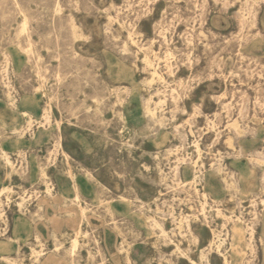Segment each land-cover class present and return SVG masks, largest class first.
<instances>
[{
    "label": "rangeland",
    "instance_id": "obj_1",
    "mask_svg": "<svg viewBox=\"0 0 264 264\" xmlns=\"http://www.w3.org/2000/svg\"><path fill=\"white\" fill-rule=\"evenodd\" d=\"M0 173V264H264V0H0Z\"/></svg>",
    "mask_w": 264,
    "mask_h": 264
},
{
    "label": "bare ground",
    "instance_id": "obj_2",
    "mask_svg": "<svg viewBox=\"0 0 264 264\" xmlns=\"http://www.w3.org/2000/svg\"><path fill=\"white\" fill-rule=\"evenodd\" d=\"M239 14V13H238ZM237 15V14H236ZM240 15H242V14H240ZM242 18H244V17H242ZM240 19H241V17H240ZM244 21V20H243ZM243 24H240L239 23V29L242 27V25H244V22H242ZM241 30V29H240ZM253 42H252V44H251V46H250V49L251 50H258L259 48H260V46H259V39L257 38V34H255L254 36H253ZM147 58V57H146ZM148 61V60H147ZM25 99V98H24ZM29 101V100H28ZM160 101V100H159ZM24 102H26V101H24ZM151 103H153V105L156 107L157 105H159L157 102H153L152 100H151V98H145V99H143V115H144V118H145V122H146V124L148 125V126H153L154 128H156L157 126H160V122L162 121H160V116L158 115V113L155 111V107H152L151 106ZM160 103V102H159ZM26 104H27V102H26ZM31 104V103H30ZM28 116H29V118H31V114L30 113H28V112H25ZM49 118V110L48 109H43V111H42V114H41V119H48ZM234 122V121H233ZM235 123H236V120H235ZM235 123H233V130H234V134L236 135V134H240L239 132H238V130H240V129H238L236 126H238V125H236ZM232 124V123H231ZM230 127H231V125H230ZM12 130V129H11ZM241 132V134L243 133L242 131H240ZM2 151L3 152H5L3 149H2ZM211 163V162H210ZM185 171H187V168H185ZM40 172L41 173H44L43 172V170H42V167L40 168ZM202 173L203 172H201L200 171V173H197V171L195 170V169H193V171H192V179L189 181V182H197V180L198 179H201V176H202ZM175 175L177 176V167L175 166ZM261 183L263 184L264 183V177L262 176L261 177ZM7 188V186H2V187H0V195L4 192V190ZM204 198L206 197V195H205V193H203V195H202ZM153 221H155V220H153ZM155 223H157V222H154V226H157L158 225V223L155 225ZM161 223V222H160ZM158 227L162 230L163 228L162 227H160V225H158ZM158 227H156V228H158ZM162 232H164L163 230L160 232V233H162ZM163 234V233H162ZM164 235V234H163ZM211 242H212V240L210 241V244H211ZM36 252V254H37V257L39 256H41V250H39V251H35ZM193 262V261H192ZM194 263V262H193ZM224 263L225 264H228V262L225 260L224 261Z\"/></svg>",
    "mask_w": 264,
    "mask_h": 264
},
{
    "label": "crops",
    "instance_id": "obj_3",
    "mask_svg": "<svg viewBox=\"0 0 264 264\" xmlns=\"http://www.w3.org/2000/svg\"><path fill=\"white\" fill-rule=\"evenodd\" d=\"M3 143H4V146L6 147V148H8V149H16L14 146L15 145H19L20 146V148H26V146L27 145H30L31 143H33L32 142V140H27V139H23L22 140V142H20V143H17L14 139H12V140H9V141H3ZM35 143V142H34ZM66 177V176H65ZM62 179H64V176H63V178ZM66 180V184H65V186H64V188H66L65 190H67V189H69V187L71 186V180L68 178L67 179V177L65 178ZM56 180V178L54 177V181ZM2 184H4V177H3V175L0 173V186L2 185ZM69 196H72V192H70V191H68V192H66Z\"/></svg>",
    "mask_w": 264,
    "mask_h": 264
}]
</instances>
